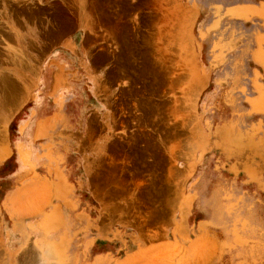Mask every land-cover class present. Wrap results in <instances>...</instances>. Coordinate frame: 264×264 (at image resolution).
<instances>
[{"label":"rangeland","instance_id":"374dc122","mask_svg":"<svg viewBox=\"0 0 264 264\" xmlns=\"http://www.w3.org/2000/svg\"><path fill=\"white\" fill-rule=\"evenodd\" d=\"M30 170L100 264H264V0H0V264Z\"/></svg>","mask_w":264,"mask_h":264},{"label":"crops","instance_id":"0c3cea01","mask_svg":"<svg viewBox=\"0 0 264 264\" xmlns=\"http://www.w3.org/2000/svg\"><path fill=\"white\" fill-rule=\"evenodd\" d=\"M9 183L1 208L9 219L3 224V230L11 264H30L25 256L28 252L36 257L39 256L37 252L42 254L45 264H54V259L64 264L101 262V259L96 261L97 257L91 260L99 235L94 234L90 223L83 220L80 209L71 208L61 199L67 189L63 180L30 170L14 174ZM198 210L202 212L204 209ZM204 214L206 225L213 228L215 221L206 212ZM202 224L196 225L200 234H210L213 240L216 239L213 230ZM68 246L71 248L67 251Z\"/></svg>","mask_w":264,"mask_h":264}]
</instances>
